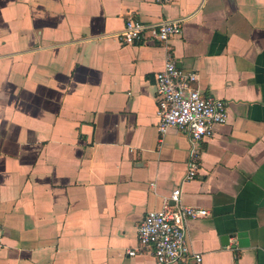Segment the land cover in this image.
I'll return each mask as SVG.
<instances>
[{
	"label": "crops",
	"instance_id": "1",
	"mask_svg": "<svg viewBox=\"0 0 264 264\" xmlns=\"http://www.w3.org/2000/svg\"><path fill=\"white\" fill-rule=\"evenodd\" d=\"M129 19L183 34L125 44ZM168 57L228 110L188 182L190 136L158 132ZM176 189L209 213L175 264H264V0H0V264H156L137 226Z\"/></svg>",
	"mask_w": 264,
	"mask_h": 264
},
{
	"label": "built area",
	"instance_id": "2",
	"mask_svg": "<svg viewBox=\"0 0 264 264\" xmlns=\"http://www.w3.org/2000/svg\"><path fill=\"white\" fill-rule=\"evenodd\" d=\"M182 34L180 21L152 27L129 19L121 39L125 44L147 46L156 41L166 44L172 37ZM155 88L160 136L174 128L186 132L192 141L185 176L186 182L192 181L199 169L198 144L213 135L215 126L227 123V105L222 100L205 97L199 89L198 75L177 67L169 57L163 70L156 75ZM180 196L181 190H174L162 209L149 211L137 226L138 241L142 248L153 249L156 264L180 263L191 256L186 238L187 223L208 216L209 212L205 209L184 206ZM127 254L135 256L137 252L128 250ZM194 257L196 264L201 262L200 255Z\"/></svg>",
	"mask_w": 264,
	"mask_h": 264
}]
</instances>
